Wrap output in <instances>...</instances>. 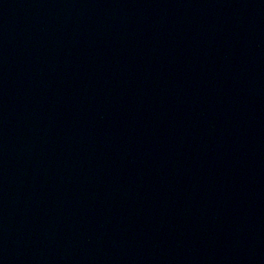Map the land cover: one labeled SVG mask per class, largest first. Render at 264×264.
<instances>
[{"label":"water","instance_id":"95a60500","mask_svg":"<svg viewBox=\"0 0 264 264\" xmlns=\"http://www.w3.org/2000/svg\"><path fill=\"white\" fill-rule=\"evenodd\" d=\"M0 264H264V0H0Z\"/></svg>","mask_w":264,"mask_h":264}]
</instances>
